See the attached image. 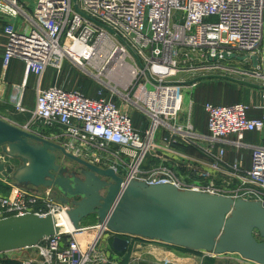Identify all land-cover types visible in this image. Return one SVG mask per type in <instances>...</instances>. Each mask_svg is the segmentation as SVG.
Returning a JSON list of instances; mask_svg holds the SVG:
<instances>
[{
    "label": "built area",
    "instance_id": "2783aa9c",
    "mask_svg": "<svg viewBox=\"0 0 264 264\" xmlns=\"http://www.w3.org/2000/svg\"><path fill=\"white\" fill-rule=\"evenodd\" d=\"M30 4L31 0H0V23L8 35L4 67L13 58L25 64V81L13 84L10 95L16 110H26L28 76L34 73L38 80L35 106L25 128L48 138L33 126L62 127L72 142L101 152L99 157L91 152L97 162L113 160L108 166L124 184L136 179L198 189L177 171L178 167L196 176L204 174L199 157L176 150L183 145L200 152L226 179L239 182L231 190L212 186L202 190L231 192L235 199L264 205V146L243 142L246 132L264 129V116L250 118L249 106L242 102H206L208 133L200 132L190 122L177 121L183 96L173 79L180 71L177 46L200 51L206 61L187 70L206 71L219 67L210 56L222 59L224 53L254 54L264 49V0H35L32 14L27 9ZM174 10L183 12L180 22H172ZM66 59L98 81L94 96L77 88L41 87L46 70H60ZM133 113L139 115L140 124ZM231 135L236 136L237 147L251 148L250 168L243 166V156L227 160L226 149L218 145ZM152 152L176 167L162 163L143 169ZM67 207L53 187L38 193L15 186L0 194V219L29 212L61 214ZM106 231L98 224L57 233L37 245L40 259L26 258L20 264H108L109 258L97 249Z\"/></svg>",
    "mask_w": 264,
    "mask_h": 264
},
{
    "label": "water",
    "instance_id": "95a60500",
    "mask_svg": "<svg viewBox=\"0 0 264 264\" xmlns=\"http://www.w3.org/2000/svg\"><path fill=\"white\" fill-rule=\"evenodd\" d=\"M224 58L252 59L259 55L224 53ZM214 62L219 56H210ZM208 79H228L255 88L249 81L227 75L203 74L190 85ZM0 174L17 184L56 187L71 228L60 225L61 214L25 213L0 219V252L39 245L46 238L69 230H80L95 216L111 234L110 247L125 253L131 237L157 240L164 244L217 255L238 253L243 258L264 264V205L260 201L233 198L220 193L180 189L171 183L149 184L143 180H124L114 168H103L82 158L65 146L0 117ZM64 156L80 165L71 170L58 162ZM27 161L30 167L19 175L16 164ZM260 237V238H259Z\"/></svg>",
    "mask_w": 264,
    "mask_h": 264
},
{
    "label": "crops",
    "instance_id": "0c3cea01",
    "mask_svg": "<svg viewBox=\"0 0 264 264\" xmlns=\"http://www.w3.org/2000/svg\"><path fill=\"white\" fill-rule=\"evenodd\" d=\"M8 45V35L3 30V24L0 23V117L14 123L20 127H25L28 122L29 118L31 117V112L35 106V99H36V89H37V76L34 73H31L26 81L25 88H24V98L23 103L26 108L25 111H18L16 110L10 102V95L13 93V84H22L25 81V64L22 60L13 58L7 68L4 67L3 61L4 56L6 53ZM240 56H245L248 53H237ZM259 55L258 58V65L254 67V62L252 59L248 58L245 60H240L236 58H222L219 59L216 63L218 64V68L214 69L213 72H216L219 75H227L233 78L235 72H241L250 70V75L253 78L254 84L259 86H264V49L260 48L256 53L251 55ZM70 61L69 59H66ZM65 60V61H66ZM71 62V61H70ZM238 68V69H236ZM54 68H48L42 78L41 87L48 88L53 85L62 86L66 89H72L69 87H65L62 84L64 82H56V78L54 77ZM215 73V74H216ZM240 80H245L243 78H236ZM185 80V81H190ZM184 81V80H183ZM210 83L211 85L205 90H198L194 93L195 99V106L194 100L190 99L189 101V110L191 109V104L193 103V108L191 110V122L194 127L203 133H208V115L204 112V107L202 103H206L202 99L203 93H205V99L209 102H213L215 104L220 105H229L238 102H243L248 104L249 108L247 114L250 118H261L264 116V98L263 92L264 88H255L248 85H244L235 81H231L228 79H208L205 80ZM247 81V80H245ZM203 82V81H202ZM250 82V81H249ZM62 83V84H61ZM215 83H223V84H215ZM83 84V83H82ZM83 87V88H82ZM81 88L78 87L77 89H82L84 93H87L86 86H82ZM214 96V97H213ZM209 98V99H207ZM226 98V99H225ZM225 100V101H224ZM245 101V102H244ZM201 107V109L199 108ZM206 114L203 119H201V115L204 116L203 112ZM186 122V121H185ZM40 126H33V130L37 131L40 134H44L50 139H54V137L61 136L63 138H68L64 135V129L60 126L53 127V128H46ZM68 138L67 141H69ZM237 140L236 136L231 135L229 136L225 142H221L218 145L223 146L226 149V158L227 160L234 162L235 160H239L241 156H243L242 164L245 168H250L252 164V151L251 148L242 147L239 148L233 141ZM243 141L247 144L252 145H262L264 146V129L262 131H249L246 132L243 138ZM77 144V143H76ZM80 147V153L82 152L81 147L83 144H77ZM177 146L176 150L180 152H185L190 155H195L201 159L200 167L204 174L202 176L193 175L190 172H186L182 168L177 167V171L180 174V177L183 180L189 179L191 182L196 183V180L202 181L205 178H212V177H221L226 179L222 174L214 170L209 164L206 163V159L204 156L189 147L184 146ZM86 151V146H85ZM164 155L173 157L175 159L178 158L176 153L166 152L163 151ZM76 154H80L75 152ZM83 156L82 154H80ZM86 156V155H85ZM157 157V156H156ZM146 162L144 161L142 168L147 170L153 168V166L160 165L162 161L160 158H146ZM169 167H176L172 162L164 163ZM186 172V173H184ZM3 176L0 174V180L3 182ZM235 180V179H232ZM188 181V180H187ZM4 183V182H3ZM239 182L235 180L234 187L237 186ZM229 184V183H228ZM2 191V189H0ZM0 191V192H1ZM10 189L8 190V192ZM3 192V191H2ZM7 192V193H8ZM97 221H93V216L87 220L83 227L91 226L95 224ZM111 234L105 233L106 244L103 246V249H100L101 252L106 255L110 262L108 264H257L250 260H246L237 254H226V255H211L205 254V252L200 251L199 253H188L183 251L179 248L174 246H170L168 244H164L157 240H139L137 237H131L129 249L125 253H118L114 251L110 247V239ZM37 248V246H34ZM35 248H23L17 250L16 255H19L20 258L18 259H26L30 257L36 256V253L29 249ZM3 257V256H2ZM2 261V260H0ZM1 264V263H0Z\"/></svg>",
    "mask_w": 264,
    "mask_h": 264
},
{
    "label": "rangeland",
    "instance_id": "374dc122",
    "mask_svg": "<svg viewBox=\"0 0 264 264\" xmlns=\"http://www.w3.org/2000/svg\"><path fill=\"white\" fill-rule=\"evenodd\" d=\"M33 1H35V0H31V3H32V5L30 4L31 5V9L27 8L30 14H32L31 10H32V7L34 6ZM182 15H183L182 11L174 10L173 14H172V22H180L181 18H182ZM209 20L213 21L212 19H209ZM175 58L179 62V68H180V71L173 78L175 81H183V80L185 81V80H189V79H194L197 76H200V75H203V74H215L216 73V72H213V71H206L205 69H202V70H187L190 67L199 66V65H201V64L206 62L204 60V58L201 57V52L200 51H193L189 47L177 46L175 48ZM236 69H238V68H236ZM251 73H253V72H250V70H246V71H241V72H235L233 74V76L236 77V78H243V79H245L247 81L253 82L252 80H253L254 77H252L250 75ZM54 77L56 78V82H58L57 80H59L60 82L63 81L64 84H62V83L61 84L63 86L65 85V87H69V88H78V87H80L81 88L82 86H86V91L87 90L88 91L85 94H87L89 96H94L96 94V89L98 87V81L96 79H94L93 77H91L90 75L88 76V74L83 69L77 67L75 64H73V62H70V61L66 60L60 70L54 71ZM211 84L212 83H210L208 81H205V80H203V82L199 81V82H196V83H192L190 85L179 84V85H181V90H182L181 93H182V96H183L182 107H181L180 111H178L176 113L177 114V121L179 123H189V122L192 123L191 122L192 121L191 120V116H192L191 110L193 108V103L191 104V109L189 110V101H190V99H193L194 100V106H195L194 93H196L198 88H199L198 89L199 91L202 90V89L206 90L208 88V86L211 85ZM215 84H223V83H215ZM81 91L84 93V91L82 89H81ZM203 94L204 95H202V99L205 102H209L208 100H206L204 98L205 97V93H203ZM207 99H209V98H207ZM117 101L119 102V100H117ZM242 102H243V100H242ZM202 104H203V107H204L205 103H202ZM199 108L201 109L200 106H199ZM204 112H206L205 109H204ZM204 112H203L204 116L201 115V119H203L205 117V115H206ZM133 117H134L136 123L140 124L139 115L137 113H133ZM30 120H31V117L29 118V121ZM36 126L44 127L45 125L37 124ZM40 127H36V128L40 129ZM45 127L48 128L47 126H45ZM25 129H27V128H25ZM27 130H29V129H27ZM69 138H70V140L67 141L68 138H63L61 136H57V137H54L53 141H56L57 143H59V144H61L63 146L66 145L65 147L67 148V150L70 149L68 151H70V152H72L74 154H76L75 152L80 153L79 152L80 151V147H79V145H77L79 143L76 144V142H72V138L71 137H69ZM83 145L84 146L81 147L82 152L80 153L83 156H81L80 154H76V155H78V156H80L82 158H85V159L95 163V161H96L95 158L99 157L101 152L96 151L97 150L96 148H91L90 146H86V144H83ZM85 146H86V151H85ZM182 148H184V146ZM2 151H3V147L0 146V160H3V158H4L2 156ZM92 151L94 153L98 154L97 157L92 155V153H91ZM156 153L157 152H154L153 154H149L147 157L156 159L157 158L156 157ZM100 159H101V157H100ZM146 160L147 159H145L144 161L146 162ZM58 162L61 163V164L67 165L71 170H77L78 172L80 171V165L79 164H77L73 160H69L68 158H66L64 156H58ZM112 163H113V160L106 161L105 159L104 160L102 159L101 161H98V162L96 161V164L101 166V167H103V168L109 167L108 165H110ZM162 163H166V162H160V164H162ZM22 165H23V163L21 161H19L16 164L17 167H20ZM184 173H186V172H184ZM2 180H4L3 182H4V184H6L5 186L8 189H11L12 187H15V186H22L24 188L30 189V190H32L34 192H38V193L39 192H43V189H44V186L35 187V186L30 185V184H17L15 180L6 178L5 176H3ZM186 181L189 182L191 180L186 178ZM0 182H2V181L0 180ZM195 184L198 185L199 187H198V189H194V190L204 191V190H202V189H204L203 187H208V186H212L214 188H219V189H224V190L225 189L226 190H231V189L234 188L235 180H227L226 181L224 178H221V177H217V178L216 177H212V178H205L202 181L196 180ZM53 189H54V191H56V190L58 191V189H56V187H54V186H53ZM189 189H191V188H189ZM229 193H228V196L232 197L233 194L231 192H229ZM57 196H58V199L61 201V199H60L61 195H60L59 191L57 193ZM66 205L68 206L67 209H66V211H67L70 206L68 204H66ZM94 219H95V221H97L95 216H93V221H94ZM98 224L99 223L96 222L93 225H98ZM106 233H109V231H106ZM104 237H105V233L102 234V236H101V238L99 240L100 242L97 245L98 251H100V249H103V246L106 244V238H104ZM137 239L145 240V239H141V238H137ZM31 248H35V247H31ZM29 250H32L33 252L36 253V256L30 257V258L36 259V260L40 259V255L38 253V247L35 248V249H29ZM183 251H186L188 253H199L200 252V251H191V250H183ZM15 252H17V250L9 251V252H0V260H2V261H0V263L1 264H20L21 260H23V259H18V258H20V256L16 255ZM202 252H205V254L217 255V254H214V253H211V252H207V251H202ZM101 253L104 254L103 252H101ZM226 254H237V255L241 256L238 253H225L223 255H226ZM220 255H222V254H220ZM246 260H248V259H246Z\"/></svg>",
    "mask_w": 264,
    "mask_h": 264
},
{
    "label": "bare ground",
    "instance_id": "6f19581e",
    "mask_svg": "<svg viewBox=\"0 0 264 264\" xmlns=\"http://www.w3.org/2000/svg\"><path fill=\"white\" fill-rule=\"evenodd\" d=\"M29 167H30V162L27 161L26 164L20 168L19 175L27 172ZM59 223H60V225L64 226L65 228H68V229H70L72 227L71 222H70L69 217H68V214L66 212L61 213L60 218H59Z\"/></svg>",
    "mask_w": 264,
    "mask_h": 264
},
{
    "label": "trees",
    "instance_id": "16d2710c",
    "mask_svg": "<svg viewBox=\"0 0 264 264\" xmlns=\"http://www.w3.org/2000/svg\"><path fill=\"white\" fill-rule=\"evenodd\" d=\"M6 184H4L3 182H0V189H2V191L0 192V194H3V195H6L7 194V192H8V188L5 186ZM110 242H111V239H110ZM171 246V245H170ZM174 247H176V246H174ZM176 248H179V249H181V250H189V249H186V248H181V247H176ZM191 251H193V250H191Z\"/></svg>",
    "mask_w": 264,
    "mask_h": 264
},
{
    "label": "flooded vegetation",
    "instance_id": "af4514ba",
    "mask_svg": "<svg viewBox=\"0 0 264 264\" xmlns=\"http://www.w3.org/2000/svg\"><path fill=\"white\" fill-rule=\"evenodd\" d=\"M54 193H55V195L57 196V193H58V191L56 190V191H54ZM59 195V194H58ZM61 195V194H60ZM58 197V196H57Z\"/></svg>",
    "mask_w": 264,
    "mask_h": 264
}]
</instances>
